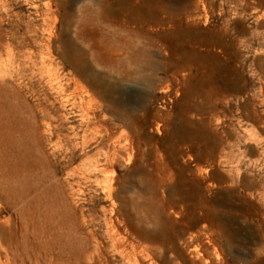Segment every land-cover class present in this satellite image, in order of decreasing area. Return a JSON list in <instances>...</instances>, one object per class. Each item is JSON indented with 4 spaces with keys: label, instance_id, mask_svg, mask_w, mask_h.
Here are the masks:
<instances>
[{
    "label": "rangeland",
    "instance_id": "374dc122",
    "mask_svg": "<svg viewBox=\"0 0 264 264\" xmlns=\"http://www.w3.org/2000/svg\"><path fill=\"white\" fill-rule=\"evenodd\" d=\"M0 56V264H264V0H0Z\"/></svg>",
    "mask_w": 264,
    "mask_h": 264
},
{
    "label": "bare ground",
    "instance_id": "6f19581e",
    "mask_svg": "<svg viewBox=\"0 0 264 264\" xmlns=\"http://www.w3.org/2000/svg\"><path fill=\"white\" fill-rule=\"evenodd\" d=\"M159 23V22H158ZM8 38V37H7ZM7 40V39H6ZM9 41H10V39L9 40H7V42L5 43V45L8 47V48H10L11 46H10V43H9ZM8 48H6V53H8ZM1 57V56H0ZM10 57V56H9ZM14 57V56H13ZM10 60V59H9ZM7 61V60H6ZM10 61H12V60H10ZM10 61H9V63H10ZM3 61H0V74L2 73V74H6V75H11V76H13L12 75V72H10V71H8V69L6 70L5 69V71H4V69L3 68H1V63H2ZM8 62V61H7ZM133 63V62H132ZM8 66V65H7ZM14 66V65H13ZM2 67H4L5 68V66H2ZM15 67V66H14ZM16 68V67H15ZM13 69V68H12ZM14 74L16 75V73L14 72ZM1 78V77H0ZM3 79H5L4 77H3ZM14 79V78H13ZM12 80V79H11ZM13 87V86H12ZM4 90V89H3ZM3 90H1V91H3ZM12 91H13V89H11ZM5 93H6V91H4V92H2V94H1V96H3V95H5ZM14 93V92H13ZM10 98V97H9ZM110 211V215L108 216V218L106 219V229H107V233L109 234V236H111V235H113L114 236V234H116L117 235V233H118V231L120 230V228H119V226L117 225V222H118V220H119V214L117 213V212H115L114 210H112V209H110L109 210ZM122 224V223H121ZM120 224V225H121Z\"/></svg>",
    "mask_w": 264,
    "mask_h": 264
}]
</instances>
